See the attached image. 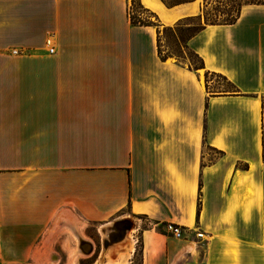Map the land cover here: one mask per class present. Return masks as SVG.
Instances as JSON below:
<instances>
[{"label": "crops", "instance_id": "obj_1", "mask_svg": "<svg viewBox=\"0 0 264 264\" xmlns=\"http://www.w3.org/2000/svg\"><path fill=\"white\" fill-rule=\"evenodd\" d=\"M204 7L0 0V264H264V5L190 37L196 69L161 43ZM132 216L149 226L98 247Z\"/></svg>", "mask_w": 264, "mask_h": 264}, {"label": "rangeland", "instance_id": "obj_2", "mask_svg": "<svg viewBox=\"0 0 264 264\" xmlns=\"http://www.w3.org/2000/svg\"><path fill=\"white\" fill-rule=\"evenodd\" d=\"M246 0H209L208 6H207V12L211 14L212 19L215 18V14H220L219 17L220 20L226 19L227 16H224V13L230 12L234 13V11H237L240 7L239 4L243 3ZM255 3H264V0H253ZM131 15L135 14L134 7L131 8ZM143 19L147 18L146 12L143 11L142 13ZM155 22V19L152 20ZM192 23H198L197 21H191ZM193 29H187V28H176L175 30L172 29H166L164 31L163 35V42L162 45V51H168L169 54H174L177 56L181 61H192L195 64H199V59L193 54V52L187 47V41L190 38L191 34L194 33ZM208 80L210 82V91L215 92H232L233 86L222 76L220 75H209ZM213 155H215V152H211ZM131 221L133 222L132 229L135 228V222L141 223L143 228H147L149 226V221L145 219L144 217H130ZM96 227L89 226L88 231L89 234L96 236ZM104 233V230H102ZM197 232H200L199 230H196ZM130 232V231H129ZM196 232V234H197ZM134 236H140L139 232H134ZM105 234H103V237ZM197 237V235H196ZM105 238V237H104ZM140 238V237H139ZM140 243V242H139ZM140 245V244H139ZM98 247L103 248V242H99ZM140 246H138V252L136 261L134 264H141L140 263ZM92 260H83L80 262V264H91ZM56 264V263H54Z\"/></svg>", "mask_w": 264, "mask_h": 264}, {"label": "trees", "instance_id": "obj_3", "mask_svg": "<svg viewBox=\"0 0 264 264\" xmlns=\"http://www.w3.org/2000/svg\"><path fill=\"white\" fill-rule=\"evenodd\" d=\"M208 2L209 0H205V7L203 10V14L196 17V18H192L186 21H183L182 23H180L176 28H187V29H193L195 28V30L193 31L194 33L191 34L190 37L194 36L197 32H199L202 28H205L207 25H232L234 23H236L238 21V19L240 18L241 15V11L242 8L244 6H248V5H264V3H255L253 0H246L243 3L239 4V9L237 11H234V13H224V16H227L226 19L220 20L219 17L221 16L220 14H215V20L212 19L211 14L208 13L207 10V6H208ZM134 7V11L135 14L134 15H130V18L132 20V23L135 25H156L157 22H153L151 20L152 15L150 13H148V11L146 9H144V7L138 3V2H134L133 6ZM144 12H146V14L148 15L146 19H143L140 17V15ZM150 14V15H149ZM191 21H197L198 23H192ZM193 54L199 59V64H195L191 61L192 66L196 69L198 68H204V62L203 60L193 52ZM209 77V75L207 74V78Z\"/></svg>", "mask_w": 264, "mask_h": 264}, {"label": "water", "instance_id": "obj_4", "mask_svg": "<svg viewBox=\"0 0 264 264\" xmlns=\"http://www.w3.org/2000/svg\"><path fill=\"white\" fill-rule=\"evenodd\" d=\"M132 227H133V222L131 221L130 218L120 219L115 221L109 228L110 229L109 239L108 240L105 239L103 241L104 246H108L112 242L124 241L129 231H131ZM84 245L91 247V250L89 252H85L83 249ZM79 247L80 250L84 252L86 255L91 254L94 249L91 242L83 240L82 238H79Z\"/></svg>", "mask_w": 264, "mask_h": 264}, {"label": "built area", "instance_id": "obj_5", "mask_svg": "<svg viewBox=\"0 0 264 264\" xmlns=\"http://www.w3.org/2000/svg\"><path fill=\"white\" fill-rule=\"evenodd\" d=\"M46 46L48 48V53L53 55L56 53V46L54 44L53 39L48 38L46 41ZM14 54H18V51H13ZM167 233L175 238H181L183 236V231L180 226L169 224L166 228ZM197 237L200 239H205L207 236L205 233L197 232ZM0 255H1V248H0Z\"/></svg>", "mask_w": 264, "mask_h": 264}, {"label": "bare ground", "instance_id": "obj_6", "mask_svg": "<svg viewBox=\"0 0 264 264\" xmlns=\"http://www.w3.org/2000/svg\"><path fill=\"white\" fill-rule=\"evenodd\" d=\"M110 228V227H109ZM109 228H106L105 230H104V234H105V237L108 239V237H109V233H110V229ZM79 237V236H78ZM127 237V236H126ZM81 238V237H80ZM83 249H84V251L85 252H89L90 250H91V247H89V246H87V245H84L83 246Z\"/></svg>", "mask_w": 264, "mask_h": 264}]
</instances>
